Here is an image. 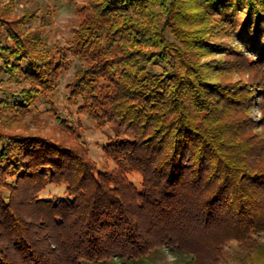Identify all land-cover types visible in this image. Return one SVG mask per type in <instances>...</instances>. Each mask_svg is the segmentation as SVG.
I'll return each instance as SVG.
<instances>
[{
	"label": "trees",
	"instance_id": "obj_1",
	"mask_svg": "<svg viewBox=\"0 0 264 264\" xmlns=\"http://www.w3.org/2000/svg\"><path fill=\"white\" fill-rule=\"evenodd\" d=\"M84 2L65 48L15 28L31 15L0 19V123L54 106L72 54L84 65L68 102L117 127L103 147L116 167L99 168L64 119L58 139L0 126V264H125L165 248L228 264L233 239L235 264H264V0ZM228 22L263 53L214 43ZM217 48L230 65L200 62ZM50 185L64 193L41 195Z\"/></svg>",
	"mask_w": 264,
	"mask_h": 264
},
{
	"label": "rangeland",
	"instance_id": "obj_2",
	"mask_svg": "<svg viewBox=\"0 0 264 264\" xmlns=\"http://www.w3.org/2000/svg\"><path fill=\"white\" fill-rule=\"evenodd\" d=\"M84 0H75L73 2L68 0H0V19L15 21L26 18L31 15L34 18L28 19L24 25H15V28L25 30L27 33H34L40 37L43 42L58 46L61 48L68 47L74 37V32L78 29L81 16L79 8L83 7ZM215 18L221 19V16L212 12ZM237 20L242 21L244 14H240ZM241 25L234 26L232 23H227L225 26H217L215 31L220 32L214 43H226L232 49L244 52L249 58H257L263 53L262 48L247 49L245 48L246 39L240 35ZM213 33V35H217ZM254 33L249 34L248 37L252 38ZM213 43V42H211ZM264 43V34L261 39V44ZM231 54L225 53L218 48L215 53L209 56L202 57L201 63L216 62L217 65H230ZM69 59L72 60V65L69 69L65 70L59 79L57 89L51 94L54 106L40 102L37 109L33 110L30 114L22 117L9 116L5 119L0 126L9 133L26 134L42 136L44 138H60L62 132L68 130L67 127L61 122L62 119L67 121L70 126L77 129V133L82 136L83 141L86 143L90 150V157L94 159L98 167L108 171L115 169L116 164L108 159L103 147L114 139L117 134V127L113 124H108L100 127L93 121L87 114L79 112L78 106L71 105L68 98L71 93L70 85L76 81L77 72L82 69L84 62L70 54ZM241 76L235 74L232 76V81H239ZM11 86V84H7ZM26 85H29L26 82ZM13 90H20V87L13 86ZM253 118L260 119L262 114L257 108L253 109ZM264 132V129H263ZM75 138V139H74ZM76 140V136H74ZM129 180L141 187V178L139 174H130ZM65 187H58L50 185L41 195L56 197L64 193ZM67 231H74L70 226H67ZM260 241L264 243V233ZM166 253H171L176 257V264H190V258L186 255H180L168 250L167 248L159 250L152 255V258L140 262H131L125 264H168ZM240 245L237 240H231L223 249V261L228 264H235V259L238 255H242ZM56 257V256H55ZM107 264H124L119 262H111Z\"/></svg>",
	"mask_w": 264,
	"mask_h": 264
},
{
	"label": "clouds",
	"instance_id": "obj_3",
	"mask_svg": "<svg viewBox=\"0 0 264 264\" xmlns=\"http://www.w3.org/2000/svg\"><path fill=\"white\" fill-rule=\"evenodd\" d=\"M168 264H176V257L171 253H166Z\"/></svg>",
	"mask_w": 264,
	"mask_h": 264
}]
</instances>
